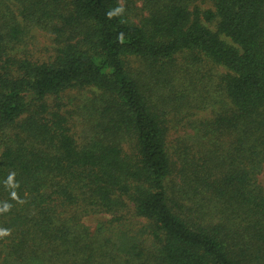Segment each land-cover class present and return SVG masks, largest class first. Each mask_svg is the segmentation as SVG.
Listing matches in <instances>:
<instances>
[{
  "label": "trees",
  "instance_id": "obj_1",
  "mask_svg": "<svg viewBox=\"0 0 264 264\" xmlns=\"http://www.w3.org/2000/svg\"><path fill=\"white\" fill-rule=\"evenodd\" d=\"M261 177L264 0H0V264H264Z\"/></svg>",
  "mask_w": 264,
  "mask_h": 264
},
{
  "label": "rangeland",
  "instance_id": "obj_2",
  "mask_svg": "<svg viewBox=\"0 0 264 264\" xmlns=\"http://www.w3.org/2000/svg\"><path fill=\"white\" fill-rule=\"evenodd\" d=\"M28 41L29 42H33V43H38L42 46L46 45V44H49V39L48 37L46 36V34H44L42 31L40 30H32L30 32V37L28 38ZM207 69L209 68L208 66L204 67L203 69ZM198 110H195V112H197ZM199 113V112H198ZM204 112L202 113H199L200 115H202ZM179 132L181 133L182 130H179ZM177 134H174V137L176 136ZM262 184L264 185V177H261L260 178ZM108 219V216L107 215H104V214H94V215H91V216H87L83 219V222L90 227V229L94 232L97 230L99 224L103 221H106Z\"/></svg>",
  "mask_w": 264,
  "mask_h": 264
},
{
  "label": "clouds",
  "instance_id": "obj_3",
  "mask_svg": "<svg viewBox=\"0 0 264 264\" xmlns=\"http://www.w3.org/2000/svg\"><path fill=\"white\" fill-rule=\"evenodd\" d=\"M112 14L109 13V16H111ZM122 35V34H121ZM5 210H7V205L5 206ZM9 234V231L7 229H0V237L2 236H7Z\"/></svg>",
  "mask_w": 264,
  "mask_h": 264
}]
</instances>
